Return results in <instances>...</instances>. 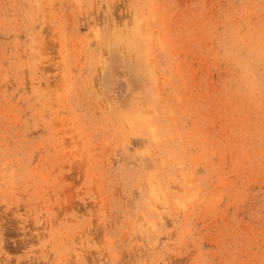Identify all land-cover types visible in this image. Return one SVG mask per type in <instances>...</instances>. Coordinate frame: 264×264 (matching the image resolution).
<instances>
[{"label": "rangeland", "instance_id": "374dc122", "mask_svg": "<svg viewBox=\"0 0 264 264\" xmlns=\"http://www.w3.org/2000/svg\"><path fill=\"white\" fill-rule=\"evenodd\" d=\"M0 264H264V0H0Z\"/></svg>", "mask_w": 264, "mask_h": 264}]
</instances>
